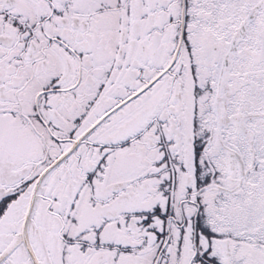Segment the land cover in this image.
<instances>
[{
    "label": "snow or ice",
    "instance_id": "1",
    "mask_svg": "<svg viewBox=\"0 0 264 264\" xmlns=\"http://www.w3.org/2000/svg\"><path fill=\"white\" fill-rule=\"evenodd\" d=\"M0 264H264V0H0Z\"/></svg>",
    "mask_w": 264,
    "mask_h": 264
}]
</instances>
